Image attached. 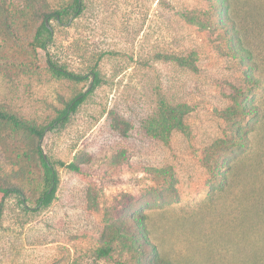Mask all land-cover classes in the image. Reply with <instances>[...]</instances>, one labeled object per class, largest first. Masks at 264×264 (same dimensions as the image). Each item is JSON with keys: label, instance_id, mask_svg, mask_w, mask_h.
<instances>
[{"label": "rangeland", "instance_id": "374dc122", "mask_svg": "<svg viewBox=\"0 0 264 264\" xmlns=\"http://www.w3.org/2000/svg\"><path fill=\"white\" fill-rule=\"evenodd\" d=\"M80 1L75 13L74 0H0V106L47 125L86 93L42 140L47 158L82 167H57L50 206H37L48 181L29 140L3 137L0 182L27 201H4L0 264H136L121 247L102 253L130 213L170 264H264V0H228L252 68L226 54L213 0ZM56 10L66 12L49 17L43 49L36 31ZM49 60L83 78L56 73ZM93 71L101 81L92 90ZM162 97L183 110L185 129L159 128ZM240 102L259 111L240 124L251 144L214 181L204 150L225 135L222 112Z\"/></svg>", "mask_w": 264, "mask_h": 264}, {"label": "trees", "instance_id": "16d2710c", "mask_svg": "<svg viewBox=\"0 0 264 264\" xmlns=\"http://www.w3.org/2000/svg\"><path fill=\"white\" fill-rule=\"evenodd\" d=\"M75 13L81 12V1L74 0L73 2ZM212 17L214 24L223 30L222 42L225 44L226 54H232L241 63H244L245 67H253L251 53L246 49L240 38L238 30L233 26L231 20L229 21L230 2L228 0H213ZM225 8V9H223ZM65 10H56L54 12H44L42 14L44 21L39 25L35 40L39 43V46L46 49L48 43L52 40L53 31L47 27L46 20L51 16H56L60 20V17ZM226 12V14H225ZM8 16L4 15L2 18L6 27L11 26L7 21ZM17 31L14 38L22 39ZM180 60V59H179ZM182 61V60H180ZM190 63V62H187ZM50 66L53 70L70 79H81L83 76L75 75L66 68L57 67L51 60H49ZM93 75V87L92 90L100 83V75L97 71L92 72ZM91 90V91H92ZM86 99V93H80L71 99L62 112L54 118L49 124H39L33 119L26 118L20 113L12 110L11 108L0 106V143L3 142V137L14 139L15 137L21 140H29L28 145V157L34 159L35 157L40 161L44 168L45 177L48 181V187L41 194L38 199L37 206L48 207L53 202L59 183V172L57 167H66L70 170L81 172L82 167L76 162L65 163L62 160L52 161L45 155L42 148V140L49 127L54 126L56 123L60 125L66 124L72 113H75L79 105ZM160 115H159V128L171 135L175 129H185L183 122L184 113L179 106L170 104L164 97L159 100ZM259 115V111L254 109L250 105L243 102L238 103L235 107L223 111V117L229 122L224 137L218 139L213 144L207 146L204 150L203 163L209 169V173L214 181H219L232 164V160L237 158L243 147H250L251 138L247 134L244 128H241L240 124L244 122V117L247 115ZM7 134H10L8 136ZM15 141L17 139H14ZM6 145V144H5ZM8 152V146H5ZM17 158L24 160L20 154H17ZM228 166V167H227ZM158 180L165 178L164 171L154 169L151 172ZM174 184H169L172 192H175ZM10 193H16L21 197L22 202L26 203L27 199L25 192L16 185H5L0 182V212L4 204L5 199ZM144 219L139 215L128 214L119 224L114 225V228L109 240L110 247L102 249L104 255H108L112 247H121L127 251H132L136 257V264H170L171 261L163 258L160 255L159 249L149 239L148 227L145 225ZM113 236V237H112Z\"/></svg>", "mask_w": 264, "mask_h": 264}, {"label": "water", "instance_id": "95a60500", "mask_svg": "<svg viewBox=\"0 0 264 264\" xmlns=\"http://www.w3.org/2000/svg\"><path fill=\"white\" fill-rule=\"evenodd\" d=\"M58 20H59V17H58ZM46 24H47V27L52 30V27H51V24H50V21L49 19L46 20Z\"/></svg>", "mask_w": 264, "mask_h": 264}]
</instances>
